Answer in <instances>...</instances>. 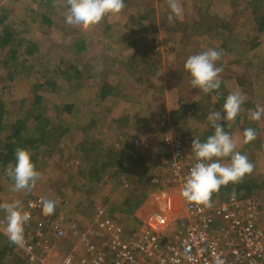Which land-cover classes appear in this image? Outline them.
Wrapping results in <instances>:
<instances>
[{
	"label": "rangeland",
	"instance_id": "obj_1",
	"mask_svg": "<svg viewBox=\"0 0 264 264\" xmlns=\"http://www.w3.org/2000/svg\"><path fill=\"white\" fill-rule=\"evenodd\" d=\"M194 1L196 0H180L182 15L179 18L173 17L169 19L170 9L168 7V0H124L125 6L119 13L106 15L101 22L90 26L86 30L74 29L65 24L64 15L67 6L64 0H53L51 5L53 7L49 10H47V6L42 8V6L37 5L36 0H0V7H5L8 10L6 13V19L9 21L8 25L16 24L18 30H21L20 34H23L38 44L44 43L42 49L44 50L43 55H46L45 58L47 63L55 64L62 54H68L69 39L72 35H75L84 40L82 45L86 47L84 50L80 48L76 55L69 53V57L73 61L79 62V56L85 52V54L90 55L87 61H89L94 71L103 69V62L105 61L110 64V67L106 70V74H95V76H97L96 79L105 77L109 78V80L119 81L116 93L108 95L103 102L104 106H106L105 111L108 112V114L115 111L124 112V110L132 113L134 112L138 117L132 115V121H134V119H137V121L144 119L147 123V121L150 120V125L156 126V128L154 127L152 130L147 128V134L144 137L140 138L138 135H135L136 137L134 139L138 140L139 143L144 140L148 141L150 145L147 149L151 146L153 150L148 151L143 149L144 153H147L146 155L150 160H158L157 164L152 168V172H155L153 176L161 180L163 175L164 180H161L162 184L169 186L168 189H173L172 185H175L176 182L172 176L169 177V160L166 159L168 152H171V147L166 142V139L168 141V139L173 140L176 137H180L184 141L185 151L191 152V140L184 135V132L193 137L199 136V132L201 131L200 128L204 126L203 124L205 123V121H201L199 114L190 115L189 113L187 117L178 118L175 121H172V116L170 115L171 111L176 109L179 103L180 93L185 95V98L195 99L198 97L199 91H202L194 88L190 82V78L183 72V65L190 55L198 54L209 48L220 50L222 53L221 59L232 62L229 65L224 61L216 62V66L221 69L218 76L220 77L222 74L234 75L243 72L245 75H243L245 82L248 83L252 81L251 86L255 93L247 95L249 91L246 86L243 88L245 90L241 91L240 89L242 88L232 81L231 78L224 79V87L228 92L233 93L236 86L240 93H242L241 95L244 100H249L255 105L254 111L258 108H264V72H259L256 74L258 75V79H253V71L257 70L256 66L258 65V60H264V32L258 37L260 40L259 45L252 48L253 45L251 46V44L255 35V24L248 2L246 0H203L206 1L203 3L205 4L204 6L214 13L215 16L217 15L220 19H224V21H229L235 40V47H232L231 45L228 46L227 42L224 41L226 40V31L224 32L221 30L223 32H213V35L210 33L209 36H206L204 27L200 23L197 24L195 22V17L198 12L197 9L194 8ZM147 8H153L154 11L152 12L151 10V13L149 12L146 14L147 16L143 21L147 30L145 29V32H141L140 23L138 19H135V16L136 12L138 16L139 13H143L142 9L146 10ZM263 8L264 6H262V10H264ZM41 13H45L47 16L53 13L52 18L55 23H50L49 25L44 23L40 25L42 23L40 19ZM45 27L48 28L47 31L44 30ZM63 28L66 29V31H64ZM130 30H140L138 35L141 39L145 40L143 44L146 48L149 46L152 49L149 51L150 53L144 55L145 64H140L137 68L142 69L139 73H137V69L133 73L132 68L128 70V67L125 68L120 66L121 62H126L130 59L129 56L132 54L133 46L128 45L125 41L126 35L130 33ZM240 41L244 42L245 46L251 49L249 48L247 52L244 53L241 52V48L238 44ZM227 47L230 49L228 50ZM237 48L238 51L236 50ZM0 53L4 54V51L0 50ZM38 55L40 54L38 53ZM108 55L114 56V58ZM34 60H36V58L27 57L25 64L31 63ZM16 71L17 70L9 74L7 67L0 66V96L4 101L28 97L30 95L31 84L39 77L35 74L28 73V70L26 71L25 68H22L18 72ZM118 71L119 73H117ZM11 76L15 77V79L11 80ZM253 82L256 83L253 84ZM48 91L49 88H42L39 90V93H41L39 95L44 96L45 102H50L49 109L54 108V102L60 103V101L65 100L62 95L66 93V89L65 92L60 91L61 95H59V97H56L55 93L50 94ZM123 92L124 95L121 94ZM247 108L248 112L249 110L252 112V109H249V107L245 106L244 109ZM82 109H84V107ZM79 115H82V112L71 114L70 124L74 122L80 124L81 122L77 121ZM169 118H171V120H169ZM253 121L260 122V126L263 125L260 134L263 140L259 141L257 144L249 143L247 148L249 149V153L252 151V172L256 170L264 175V113H262L260 119ZM100 123L101 121L99 120H97V122L95 121V123L87 129L90 130L88 135L92 133L94 135L93 137L100 139L98 137H100L102 131L99 133V129L97 128V125ZM227 123L230 127L231 120L227 121ZM111 129V131L115 133L126 131L129 137L133 134L129 127L118 130L115 129L114 126H111ZM232 129H234V127H232ZM77 133V129H70L63 140L65 144L69 145L75 139ZM235 133L234 130L231 137L235 144L238 145L240 142L235 139ZM102 134L106 137L104 138L106 143L111 142V136H109L110 133L108 131H104ZM76 141L77 139L72 142L73 148L62 150V161H60L61 163L59 162V166L56 161L58 157L57 154H59L60 151H54V155L51 157L54 161L46 168V172L43 176L42 174L38 176L34 186L28 190L14 191L13 185L7 183V181H5L6 179L3 178V172L7 170L5 168L0 170V205L18 201L23 209L25 200L31 195H40L43 199L55 201V211L50 215H44L40 210L36 214V219L34 218L33 223L30 222V231L35 230L34 227L37 225V219H39L44 221L43 226L47 231L48 237H50V234H54L53 232H55L56 219H58L61 214L66 217L74 216L82 223L85 222V219L87 220L86 217H83L85 214L80 213L78 208H76L77 205L76 202H74L75 200H83L88 210L93 205L101 203L104 198H108L109 202L104 204L106 207H111L112 202L110 199L113 201L118 200L123 195V192H125L122 188V180L113 178L106 185L102 183V178L99 182H93L91 180L90 183H87L83 187L79 186L78 188H72L70 185L65 186L66 183L71 185L76 183L77 181L75 180H73V182H69L70 180L64 182L62 187H60L59 184L58 188L49 184H55V180L58 179L62 171H67L68 175H75L76 167L74 165L76 164V160H79L80 157V152L77 151L78 147L74 145ZM239 150L240 149L237 151ZM62 152L60 154H62ZM192 157H194V155H192ZM73 160L74 162L72 163L71 161ZM11 166L12 164H9V167ZM57 166L61 168L56 170ZM119 176L120 178H124L127 182L125 172L119 173ZM88 195L90 196L88 197ZM223 195L226 196L225 192L222 193V196ZM258 197L262 198L264 201V184L261 188V192L258 191ZM172 200L174 208L180 210L182 208V202L179 189L175 195L172 196ZM83 208L84 207H82V209ZM5 216V210L0 207V219H5ZM175 222L176 221L172 222L171 220L170 224L174 225ZM128 223H130V221H126V225ZM70 240L69 235L65 239H53L54 243H50L54 249L52 250V257L60 256L66 251L69 252ZM13 254L19 257L17 252L14 251Z\"/></svg>",
	"mask_w": 264,
	"mask_h": 264
},
{
	"label": "trees",
	"instance_id": "obj_2",
	"mask_svg": "<svg viewBox=\"0 0 264 264\" xmlns=\"http://www.w3.org/2000/svg\"><path fill=\"white\" fill-rule=\"evenodd\" d=\"M197 1L198 0L194 1V8L197 9L198 12L195 17V22L197 24L200 23L204 27L206 36H209L210 33L212 34L213 32L226 31V40L224 41L227 42L228 46L231 45L235 47L234 34L231 31L229 21H224V19H220L217 15L215 16L214 13L204 6L205 4L203 3L206 1ZM246 1L248 2L249 8H251L250 12L253 14L252 19L255 24V35L251 44V46L253 45L252 48H254L259 45L260 40L258 37L264 32V10H262L264 0ZM52 2L53 0H36L37 5L42 6V8L47 6V10L53 7L51 6ZM64 3L68 7L67 0H64ZM148 9L149 8L146 10L142 9L143 13H139V17L136 12L135 19H138L140 23L141 32H145V29L147 30L143 21L147 16L146 14L149 12L151 13V10L152 12L154 11L153 8ZM7 11L5 7H0V50L4 51V54L0 53V66L7 67L9 74H12L15 70L18 72L22 68H25L26 71L28 70V73L35 74L39 77L31 84L30 95L28 97L4 101L0 96V170L3 168L6 170L10 169L15 163L16 149L23 148L30 152L31 161L35 166V170L39 175L42 174L43 176L46 172V168L54 161V159H51L54 155V151H60L61 153L62 150L66 148H73L72 142L77 139L74 145L78 147L77 151L80 152V157L79 160H76V164L74 165L76 167L75 175H68L67 171H62L58 179L55 180V184H49L58 188L59 184L60 187H62L64 182L69 180V182H73V180H75L77 181L76 183L72 185L66 183L65 186L70 185L72 188H78L79 186L83 187L87 183H90L91 180L93 182H99V180L103 178L102 183L106 185L112 178L122 180L119 173L125 172L128 182L122 180V188L125 192H123V195L118 200L113 201L110 199L112 202L111 207H106L105 205L109 202L108 198H104L101 203L93 205L88 210L83 200L77 199L74 202H76L78 211L84 213L85 215H83V217H86L88 221L94 216L92 213L94 207L100 206L104 209L106 216L119 222L126 234H131L138 227L137 220L134 218H137V216L134 215L135 211L147 194L159 186V183L155 181L157 177H154L152 173L145 174V165L151 160L148 159L149 157L146 155L147 153H144L143 149L152 151V147L150 146L149 149H147L150 145L148 141L144 140L139 143L138 140L134 138L136 137L135 135H138L140 138L144 137L147 134V128L152 130L154 127L156 128V126L150 125V120L147 121V123L144 119L138 121L134 119V121H132L131 116H136L134 112L132 113L124 110V112L115 111L108 114V112L105 111L106 106H104L103 102L108 95L116 93L119 81L116 82L115 80H109V78L105 77L96 79V73L106 74V70L110 67L107 61L103 62V69L94 71L89 61H87L90 57L89 54L83 52L82 55L79 56V62L73 61L69 57L70 54H78L80 48L84 50L86 46L82 45L84 41L82 38L72 35L69 39L67 50L70 54H62L55 64L47 63L45 58L46 55H43L44 50L42 49L44 43L38 44L32 39L20 34L21 30H18L16 24L8 25L9 21L6 19ZM45 13H41L40 15L42 21L40 25L44 23L47 25L55 23L52 18L53 13L48 16ZM44 30L47 31L48 28L45 27ZM63 30L66 31L64 28ZM140 30H130V33H127L125 41L128 45L133 46L132 54L129 56L130 59L126 62L122 63L120 61V66L125 68L128 67V70L132 68L133 73L140 64H145L144 55L150 53L149 51L152 50L151 47L148 46L146 48L143 44L145 40L141 39L138 35ZM238 44L241 48L240 51L243 53L247 52L250 48L245 46V43L242 41L238 42ZM229 49L230 48H228V50ZM236 50L238 51V48ZM38 53L40 55H38ZM27 57L36 58V60L25 64ZM109 57L114 58V56ZM220 61H224L227 65L232 62L222 60L221 57L216 62ZM233 61L237 62L236 60ZM256 68L257 70L253 71V79H258V75L256 74L262 71L264 72L263 59L260 61L258 60ZM141 71L142 69H137V73ZM183 72L190 78L185 70ZM117 73H119V71ZM243 75V72L234 75L222 74L219 77L221 81L219 89L208 93L199 91L200 93L195 99L185 98V95L180 93L179 103L176 109L170 113L172 121L187 117L189 113L190 115L199 114L201 121H206L203 124L205 127H203V129L200 128L201 131L199 132V136L193 137L184 132V135L191 141L197 138L204 141L214 133V128L208 119L209 114L213 111L221 112L222 115L219 123L223 126L229 125L227 121L230 120L223 118L222 105L230 92L224 87L223 81L226 78H231L232 81L242 88L240 89L241 91H244L245 89L243 88L246 86L249 91L247 95L255 93L251 86L252 81L246 83L244 78L245 75ZM10 79L14 80L15 77L11 76ZM255 83L256 82H253V84ZM42 88H49L48 92L50 94L55 93L56 97L61 95L60 91L65 92L66 89V93L62 95L65 100L60 101V103L54 102V108L49 109L50 102H45L44 96L39 95L41 94L39 90ZM124 92L121 94L124 95ZM234 92L240 93L236 86ZM245 106L249 107V109L251 108L252 112L255 109V105L252 102L244 100L238 115L235 119L231 120L230 127L228 126L226 131L230 129L228 132L230 135L234 130L239 133L240 139L236 140L239 141L240 144L236 145V150L240 149L239 152L246 155L251 162L252 151L249 153L247 146L249 143L257 144L259 141L263 140L260 136L263 125L260 126V122H254L253 119L250 118L252 112H250V110L248 112V108L244 109ZM83 107L84 109H82ZM78 112H82V115H79L77 120L81 123L74 122L70 124L71 114H77ZM97 120L101 121V123L97 125L99 133L100 131H102V133L108 131L110 133L109 136H111V142L106 143L104 141L106 137L102 133L100 137H98L100 139L93 137L94 135L92 133L88 135L90 130L87 129L90 128L95 121L97 122ZM169 120H171V118H169ZM164 123L163 126L165 127ZM111 126H114V128L118 130L129 127L133 134L129 137L126 131L115 133L111 131ZM232 127H234V129H232ZM72 128L78 130L77 136L69 145H66L63 140L67 132ZM247 128H252L256 134L255 139L250 142H244L243 132ZM60 153L57 154L58 157L56 162L58 166L59 162L62 161L61 157L63 155V152L62 154ZM189 154L191 156L194 155L192 151L189 152ZM170 159L171 152H168L166 160ZM71 162L73 163L74 160ZM224 162L227 163L228 159L224 158ZM9 164H12V166L9 167ZM58 166L56 170L61 168ZM153 173L155 174V172ZM263 177V174L255 170L251 174H246L238 183H229L221 186L219 191L213 193L211 197L216 199L225 198V200H227L226 198L230 196H237L240 199L256 196V199L259 200L257 205L259 216L264 217V201L262 198L258 197V191L261 192V188L264 184ZM3 178L6 179L5 181H7V183L13 185L14 182L7 175V171L3 172ZM223 192H225L226 196H222ZM234 193L235 195H233ZM32 196L34 195L30 197ZM89 196L90 195H88V197ZM80 206L84 208L82 209ZM71 217L74 218L73 216ZM126 221H130V223L126 225ZM215 221L219 224L218 217L215 218ZM31 223H33V221ZM50 235V242L54 243L53 239H57L56 234ZM14 251L17 252L15 244L10 242L9 239L0 232V264H25L20 256L18 257L13 254ZM65 253H67V251Z\"/></svg>",
	"mask_w": 264,
	"mask_h": 264
},
{
	"label": "built area",
	"instance_id": "obj_3",
	"mask_svg": "<svg viewBox=\"0 0 264 264\" xmlns=\"http://www.w3.org/2000/svg\"><path fill=\"white\" fill-rule=\"evenodd\" d=\"M166 142L171 147L169 177L177 185L168 189L162 177V181L156 178L159 186L150 205L136 210L138 227L131 234L106 216L100 206L94 207L93 218L84 223L61 214L53 233L61 239L70 236V251L52 257L54 249L44 221L37 219L35 230H29L30 222L41 210L43 197H28L23 207L30 214L24 225V246L15 244L25 264H215L218 256L225 264H264V217L259 216V200L211 197L207 206L188 202L180 195L182 208L175 209L172 196L178 189L181 192L195 158L185 151L180 137ZM171 220L176 221L174 225ZM5 224L6 220L0 219V232L7 237Z\"/></svg>",
	"mask_w": 264,
	"mask_h": 264
},
{
	"label": "clouds",
	"instance_id": "obj_4",
	"mask_svg": "<svg viewBox=\"0 0 264 264\" xmlns=\"http://www.w3.org/2000/svg\"><path fill=\"white\" fill-rule=\"evenodd\" d=\"M67 2L64 22L79 30H86L98 24L106 15L117 14L125 6L124 0H67ZM168 7L169 19L179 18L182 15L180 0H168ZM221 54L220 50L209 48L186 59L184 70L190 76V82L194 88L205 93L220 88L221 81L218 74L221 69L216 66V61L220 59ZM243 102L244 98L239 92L228 94L222 105L223 118L235 119ZM262 113L264 108H258L251 113L250 118L258 120ZM221 115V112L217 111L209 114L208 119L214 128L211 136L204 141L198 138L191 141L190 150L194 153L195 163L189 168L180 192V195L188 202L210 206L212 194L219 191L221 186L238 183L253 170V164L248 157L236 150L233 138L219 123ZM255 135L252 128L245 129L244 142L252 141ZM224 158L228 159L227 163L224 162ZM7 175L14 182V191L28 190L34 186L39 173L35 170L28 150L16 149L15 163L7 170ZM39 203L44 215H50L55 211V201L42 198ZM0 207L6 213L4 231L9 241L23 247L24 225L30 219V214L22 209L18 201L4 203ZM215 264H225V262L218 256L215 258Z\"/></svg>",
	"mask_w": 264,
	"mask_h": 264
},
{
	"label": "crops",
	"instance_id": "obj_5",
	"mask_svg": "<svg viewBox=\"0 0 264 264\" xmlns=\"http://www.w3.org/2000/svg\"><path fill=\"white\" fill-rule=\"evenodd\" d=\"M206 122V121H205ZM203 127H205V126H202L201 127V129H203ZM224 127V131L225 132H229L230 131V129H228V131H226V129L228 128V125H226V126H223ZM235 139H240V135H239V133L238 132H236L235 133ZM149 149V148H148ZM148 159H150V158H148ZM157 162H158V160L156 159V160H154V161H149L148 162V164H146L145 166H146V173L145 174H149V173H152V174H154L153 172H152V168L157 164ZM151 169V170H150ZM151 175V174H150ZM151 177H153V176H151ZM122 180H124L125 181V179L124 178H122ZM123 184V183H122ZM153 193H155V191L154 192H149L148 194H147V196L144 198V200L142 201V203H140V205L138 206V208H137V210H142L143 208H145V207H148L150 204H149V200L151 199V197H152V194ZM135 219H136V217H135Z\"/></svg>",
	"mask_w": 264,
	"mask_h": 264
}]
</instances>
